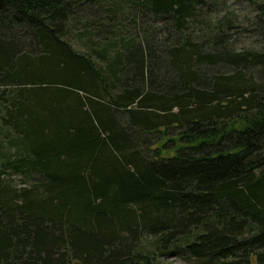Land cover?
Masks as SVG:
<instances>
[{"label": "trees", "instance_id": "obj_1", "mask_svg": "<svg viewBox=\"0 0 264 264\" xmlns=\"http://www.w3.org/2000/svg\"><path fill=\"white\" fill-rule=\"evenodd\" d=\"M238 1L258 48L222 0H0V264H264V2Z\"/></svg>", "mask_w": 264, "mask_h": 264}, {"label": "rangeland", "instance_id": "obj_2", "mask_svg": "<svg viewBox=\"0 0 264 264\" xmlns=\"http://www.w3.org/2000/svg\"><path fill=\"white\" fill-rule=\"evenodd\" d=\"M262 1L264 2V0ZM222 3H224V6L220 7V13L227 14L229 17H231L232 20H234V25L230 30L231 37H233L232 39H234V41H232V48H235L238 51L242 49L245 50L258 48V40L252 34V31L254 30L253 24L255 16V12L252 6L245 1L238 0H222ZM75 48L78 50H82L78 47ZM227 69H229V67L219 65L212 70L221 71ZM256 79L258 81L261 80L260 76L258 77L257 75ZM13 177L19 183L20 177L17 175H13ZM169 261L174 262V264L178 262V260H175L173 258H170Z\"/></svg>", "mask_w": 264, "mask_h": 264}]
</instances>
